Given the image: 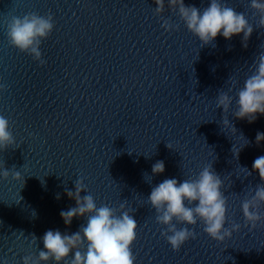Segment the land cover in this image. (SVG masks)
Listing matches in <instances>:
<instances>
[{
  "label": "water",
  "instance_id": "obj_1",
  "mask_svg": "<svg viewBox=\"0 0 264 264\" xmlns=\"http://www.w3.org/2000/svg\"><path fill=\"white\" fill-rule=\"evenodd\" d=\"M184 2L203 10L210 0ZM223 2L253 26L247 48L242 33L201 47L167 0L161 16L154 0H0V84L6 85L0 115L16 140L0 152V164L22 176L0 178V264L38 257L48 230L71 235L87 225L85 217L65 225L60 216L76 206L67 190L74 192L81 178L87 188L81 197L92 195L98 207L123 203L136 219L135 264H264V221L246 226L241 210L264 183L252 168L264 156V141L255 140L264 133V115L253 123L234 116L237 91L264 52V28L250 0ZM30 12L51 14L55 23L40 47L43 65L8 41L7 23ZM165 19L179 29L165 31ZM229 88L234 99L224 113L216 100ZM233 146L241 148L238 159ZM157 161L165 171L153 175ZM210 164L223 181L225 227H241L218 242L202 223L188 225L196 238L173 251L148 197L165 179H195Z\"/></svg>",
  "mask_w": 264,
  "mask_h": 264
},
{
  "label": "clouds",
  "instance_id": "obj_2",
  "mask_svg": "<svg viewBox=\"0 0 264 264\" xmlns=\"http://www.w3.org/2000/svg\"><path fill=\"white\" fill-rule=\"evenodd\" d=\"M156 7L154 14L161 16L165 11V0H154ZM167 7L179 16L181 22L201 42V47L212 45L218 35L226 40L233 36L243 34L242 46L247 48V42L254 28L249 24L243 12H237L223 0H210L209 6L201 10L195 5H185L184 0H167ZM250 8L259 15L258 26L264 28V2L250 0ZM55 23L51 14L40 15L30 12L22 17L13 16L7 23V36L9 44L21 53L30 55L40 65L46 63L40 50L42 41L49 38L54 30ZM161 27L165 31L179 29V24L170 19L163 20ZM253 73L237 91L236 111L237 119H246L249 123L255 122L258 115H264V52H261L253 62ZM232 81V87L236 86ZM6 90V85L0 84V92ZM228 92H219L216 107L227 113L233 103L234 97ZM222 123L225 127H235L226 116ZM256 144L264 141V133L256 134ZM250 143L247 140V145ZM16 144L15 137L10 131L9 120L0 115V152ZM244 145V146H245ZM171 148L170 145H168ZM232 148L238 159L239 152ZM258 171L261 181H264V156L256 158L252 166ZM248 171L247 168H244ZM165 171L163 161H157L152 166L153 175ZM251 175V172L248 171ZM11 175L13 180H22L17 170H8L0 164V178L7 180ZM24 186V178H23ZM223 181L215 173L212 164L205 166L195 179H184L178 182L175 178L165 179L158 186L152 188L148 201L156 212V222L166 226L161 235L165 237L173 251H179L189 239H195L196 233L188 225L195 226L198 222L203 224V231L213 240L223 242L230 238L232 233L239 231L240 224L233 222L226 228L227 198L221 191ZM87 191L83 179L75 181V191L67 190V196L74 199L76 206L67 211H61L65 225H70L74 218L85 217L87 225H81L79 231L69 235L59 230H48L43 236L44 250L39 251L38 257L26 255L23 264H41V262L54 261L55 264H135L132 245L136 240L137 221L129 211L124 210L125 204L119 209L104 204L97 206L94 197L87 194L81 197L80 193ZM59 199V196H57ZM264 204V183L257 185L254 195L241 203V210L245 225L256 228L257 223L264 221V214L259 208ZM119 212V214H117ZM177 224L185 227H177ZM36 238L33 236V242ZM86 248V250H84ZM73 258L68 261L70 253ZM7 264V261H5Z\"/></svg>",
  "mask_w": 264,
  "mask_h": 264
}]
</instances>
